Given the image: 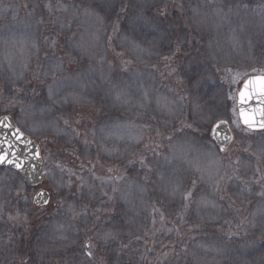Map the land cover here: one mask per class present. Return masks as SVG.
<instances>
[{
    "label": "rangeland",
    "instance_id": "374dc122",
    "mask_svg": "<svg viewBox=\"0 0 264 264\" xmlns=\"http://www.w3.org/2000/svg\"><path fill=\"white\" fill-rule=\"evenodd\" d=\"M116 1L0 0V41L7 29L19 28L0 61V117L10 115L48 159L50 152L60 150L82 166L70 170L47 162L44 183L37 189L13 170L0 168V227L4 234L14 232L7 243L12 253L22 255L20 264H30L25 254L31 241L52 249H75L84 241L108 254L119 239L123 243L124 237L144 234L150 221L158 220L159 227L178 223L188 235L220 229L237 209L240 219L235 220L264 239V220L257 217L264 207V132L245 131L237 108L240 78L264 73V0L261 6L247 0L253 6L246 10H239L237 2L238 9L224 10L206 0H125V13L115 15ZM146 7L164 10L165 31L150 26L141 11ZM222 10L231 14L230 20ZM185 19L189 25L181 24ZM175 26L184 45L200 38L208 43L196 44L204 49L201 61L181 58L162 78L159 70ZM164 40L170 41L166 48ZM222 48L227 59L219 54ZM14 56L20 75L7 71ZM212 69L220 76L211 74ZM229 69L237 73L223 87L221 75ZM79 78L81 84L70 86ZM124 81L127 103L117 89ZM56 85L64 87L58 97L50 92ZM67 96L78 99L65 102ZM133 100L144 101L143 107ZM165 102L166 112L160 108ZM221 121L234 134L226 151L213 137ZM106 127L115 130L102 139ZM185 140L211 153L207 166L199 152L176 147ZM190 163L200 172L187 168ZM204 173L216 175L207 182ZM129 185H135L131 197L140 202L136 211L126 194ZM39 189L50 193L49 206L36 208ZM158 202L165 209L150 212ZM31 217L38 220L34 228H29ZM144 240L141 244L148 246ZM119 246L120 253L125 251ZM186 250L199 264H264V251L252 239L232 251L212 240H192ZM164 251L158 248V254Z\"/></svg>",
    "mask_w": 264,
    "mask_h": 264
},
{
    "label": "trees",
    "instance_id": "16d2710c",
    "mask_svg": "<svg viewBox=\"0 0 264 264\" xmlns=\"http://www.w3.org/2000/svg\"><path fill=\"white\" fill-rule=\"evenodd\" d=\"M84 1V0H79ZM87 1V0H86ZM95 2V0H93ZM91 0V2H93ZM125 0H117L115 2V8H113L112 13L115 15H120L122 13H125L124 7ZM209 5H214V7L223 8L224 10L229 8H236L235 2L239 4L241 7H239V10H246L251 9L253 5H262V0H254L256 4L253 5H247V0H206ZM249 2H252L251 0H248ZM254 2V3H255ZM97 5V4H96ZM103 5V4H99ZM98 5V6H99ZM105 5V4H104ZM114 5V4H113ZM189 5V4H188ZM101 7V6H100ZM152 7V6H151ZM102 8V7H101ZM126 8V7H125ZM154 8L146 7L144 10L141 11L147 14L149 17V20L151 21L150 26L153 28L160 27L162 30L166 29L168 24L167 21L163 18V12L164 10L161 8L160 11H154ZM238 9V8H236ZM222 10V15L229 19V14ZM231 15V14H230ZM162 19L164 21H162ZM230 20V19H229ZM163 22V23H162ZM181 24L186 25L188 24V20L185 19ZM189 25V24H188ZM187 25V26H188ZM172 29V28H171ZM175 31V37L173 38V43H171V49L167 51L166 60L161 63V68L159 70L160 75H165L166 72L172 70V68L176 69L178 65H180L182 62L179 60L181 58L188 60H192L200 58V54L202 53L201 50H204L202 48H197L201 45L207 46V39L206 38H200L197 42L196 41H189L188 45H184L182 43V35L181 31L178 26H175L173 28ZM165 31V30H164ZM168 32V30H166ZM189 32V30H188ZM171 36L173 35L172 32ZM168 39V37H167ZM165 48L170 43V41H165ZM201 61V60H200ZM231 70H226V72H223L221 75V78L224 79L223 87L226 83H229V80L234 76L237 72H234L231 74ZM211 74H214V76H220V71L212 69ZM239 75L241 73H238ZM253 74H245L244 77L240 78L239 80V87L241 84ZM189 88V85H188ZM245 131H248L247 129L243 128ZM43 151V149H42ZM66 153V152H65ZM70 157H69V156ZM72 154H64L62 151L57 152H50L49 153V159L45 156V153L43 151L44 156V169L47 167L48 163H52L56 165H61L65 168H70V170L76 166L79 170L82 169V166L80 163L76 162L75 156H71ZM142 158V157H141ZM48 162V163H47ZM44 171V170H43ZM33 205V204H32ZM160 206V207H159ZM235 207V206H234ZM37 208V207H36ZM236 208V207H235ZM163 209H165L162 206V203L158 202L156 205H153L150 209V212L158 211L161 212ZM167 209V208H166ZM234 209V208H233ZM236 209H234L235 211ZM232 211V212H234ZM240 212V209H237V211L233 214L231 218H228V221L224 224V226L220 227V229L215 228H203L200 231H197L196 233H188V235L185 234L184 229L180 228L178 223L176 225L170 224V225H162L157 226L158 220H156L154 223L150 221L148 224L149 228L144 234H133L130 236V238H123V243L121 239L120 241L115 242V245H110V253L108 254H102L101 251L94 249L91 247V244L89 242H80L79 245L75 249H62V248H49L46 244L43 243H36L31 241L29 249L26 251L27 256H29L30 264H199L192 254L186 250V246L191 243L192 240H195V242H202L205 240H212L215 242L222 243L226 247H228L231 251L239 248L242 245H246L250 243L251 239L255 242L260 243V247L264 251V239H260L257 235L252 233V230L249 232V230H246L245 225L238 223L235 218L240 219L238 216ZM33 216V214H31ZM243 215V214H242ZM24 218H20L19 223H22V220ZM242 219L245 220L244 217ZM38 221V220H37ZM37 221H29V228H34V226L37 224ZM175 222V221H173ZM244 222V221H242ZM172 230L171 232H169ZM247 231V232H246ZM18 233V232H17ZM25 233H29V230L27 229ZM14 232L11 230H7L4 234L3 228L0 227V264H20L22 255L17 254L16 252L12 253L10 246H8L7 243L11 244ZM19 234V233H18ZM255 235V236H254ZM144 242L148 243V246H143L141 243L143 240ZM120 243V244H119ZM88 244L90 247L86 248L85 245ZM125 249L122 253H120V246ZM131 248V250H128L127 248ZM164 247L165 253L158 254V248ZM91 251L92 255L89 256L88 252ZM143 251V252H141ZM262 251V252H263ZM138 253V254H137ZM260 255V253L258 254ZM136 256H142L144 257V260H138L135 259Z\"/></svg>",
    "mask_w": 264,
    "mask_h": 264
},
{
    "label": "water",
    "instance_id": "95a60500",
    "mask_svg": "<svg viewBox=\"0 0 264 264\" xmlns=\"http://www.w3.org/2000/svg\"><path fill=\"white\" fill-rule=\"evenodd\" d=\"M237 107L241 124L246 129L254 132L264 131L260 126L264 124V74L250 76L244 81L238 92ZM245 120L248 123H245ZM0 121L10 125H0V154H7L5 160L0 161V167L16 171L29 187H41L44 178L43 156L39 143L25 135L10 115L0 117ZM17 130L20 139L13 134ZM213 137L222 151H226L234 140V134L227 122H219L214 126ZM50 201L51 195L47 190L41 189L35 195L34 202L38 207H46Z\"/></svg>",
    "mask_w": 264,
    "mask_h": 264
},
{
    "label": "bare ground",
    "instance_id": "6f19581e",
    "mask_svg": "<svg viewBox=\"0 0 264 264\" xmlns=\"http://www.w3.org/2000/svg\"><path fill=\"white\" fill-rule=\"evenodd\" d=\"M19 28L17 27V26H12V27H10L9 29H7L6 30V32H5V37H3L2 39H1V41H0V48H1V52H0V61H2L3 60V58H4V56H5V51H4V46L6 45V42H8V41H11L12 39H13V37H12V35L14 34V32L15 31H17ZM15 38V37H14ZM234 38L236 39V35H234ZM218 39H220L221 40V35H220V37L218 38ZM9 43V42H8ZM126 44H128V46L130 47V48H132V49H134L137 53H139L140 55H142L143 53L142 52H140L139 51V49L136 47V46H134L132 43H130L129 41H127V43ZM28 48H30V50L27 52V54L26 55H24L23 56V60H22V62H23V64L25 63V60H26V57H28V55H30V53L32 52V49H33V42H31L30 43V45H29V47ZM219 54H220V56L222 57V58H224V59H227V53H226V51H225V49L224 48H222V49H220V52H219ZM20 67V65L18 64V62H17V60H16V57L14 56V58H13V60L11 61V65H10V67L9 68H7V71H9L10 73H12L13 75H20V72L21 71H23L22 70V68H19ZM115 82H118V80H114ZM81 82H83V79H81V78H79L78 80H74L73 81V83H70V86H75V85H77V83L78 84H81ZM152 82V81H151ZM127 84V82H122L121 84H120V87L117 85V89H119L120 90V92H122V95H123V97H122V99H123V101H125L126 102V100H125V97H126V91H124L123 90V88L122 87H124L125 85ZM150 84V87L151 88H154V86H152V84L151 83H149ZM116 89V90H117ZM62 90H64V87H60V86H58V85H56V86H54V87H52L51 88V90H50V92H52V94L54 95V97L56 96V97H58L59 95H61V91ZM118 90V91H119ZM114 97V96H113ZM112 97V98H113ZM118 97H120V96H118ZM75 100V99H78V96L77 97H73V98H70V97H66L65 99H64V101L65 102H70V101H72V100ZM130 102H132L131 100L129 101V103ZM135 102L137 103V105L138 106H140V108H142L143 107V102L141 103V100L140 101H134L133 100V103L135 104ZM127 103V102H126ZM166 106H169V104H167L166 102L164 103V104H160V108H161V110L162 111H165L166 112ZM175 111L176 110H174V112H171L172 113V115H175ZM35 112H41V113H44L42 110H40V109H36L35 110ZM170 116H171V114H170ZM113 126H115V128L117 127V124L116 125H113ZM115 128L114 127H106L104 130H103V132H102V134H101V136H102V139H105L106 138V134L109 132L108 130L110 129V130H115ZM121 143H123L124 141H125V131H124V129L121 131ZM186 147V148H188V149H192L193 151H191V152H199V156L200 155H203L202 157H201V159H199V160H202V162L204 163V165L205 166H207L210 162H209V156L211 155V153H209L208 151H206L205 149H203V148H201V147H199V146H196L195 144H193V143H191L189 140H185V141H182V142H177V144H176V147L177 148H183V147ZM183 150V149H182ZM209 153V154H208ZM173 154H175V150L174 151H172V152H170V161L172 162L173 161V159H174V162H175V157L173 156ZM195 161L197 160V159H194ZM198 162L199 161H197V164H198ZM186 165H188V164H186ZM187 168H189V169H192V171H195V170H197V171H199V166H197L196 164L193 166L191 163L187 166ZM173 172L174 171H171V176L170 177H172V175H173ZM200 172V171H199ZM205 174V173H204ZM216 175V174H215ZM215 175H210V173H209V175H207V173L205 174V180L207 181V182H212L213 181V179L215 178ZM135 185H129L128 186V188L126 189V194H127V196H128V198L130 199V197H131V192L135 189V187H134ZM136 202V203H135ZM140 202H137L136 201V199H135V197H131V206H132V208H134V210L136 211L137 210V207L140 205L139 204ZM143 207H144V202H143ZM145 210L147 209V205L145 206V208H144ZM257 217H258V220H260V221H263L264 220V207L258 212V214H257ZM59 223V222H58Z\"/></svg>",
    "mask_w": 264,
    "mask_h": 264
},
{
    "label": "snow or ice",
    "instance_id": "6c2138e0",
    "mask_svg": "<svg viewBox=\"0 0 264 264\" xmlns=\"http://www.w3.org/2000/svg\"><path fill=\"white\" fill-rule=\"evenodd\" d=\"M241 96L243 97V93H241ZM245 123H248V121L245 120ZM0 125H4L5 127H10V125L5 124L4 121H0ZM260 126H261L262 128H264V124H261ZM18 132H19V130H17L16 133H13V134L16 135L17 139H20V135L18 134ZM6 155H7L6 153H5V154H0V161H4L5 158H6ZM19 166H20V165L18 164L17 167H19ZM41 195H42V194H41ZM85 247L88 248V247H90V245L86 244ZM88 255H89V256L92 255L91 251L88 252Z\"/></svg>",
    "mask_w": 264,
    "mask_h": 264
}]
</instances>
